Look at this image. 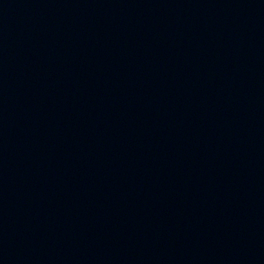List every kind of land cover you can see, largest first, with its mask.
<instances>
[{
	"label": "water",
	"instance_id": "obj_1",
	"mask_svg": "<svg viewBox=\"0 0 264 264\" xmlns=\"http://www.w3.org/2000/svg\"><path fill=\"white\" fill-rule=\"evenodd\" d=\"M0 264H264V0H0Z\"/></svg>",
	"mask_w": 264,
	"mask_h": 264
}]
</instances>
